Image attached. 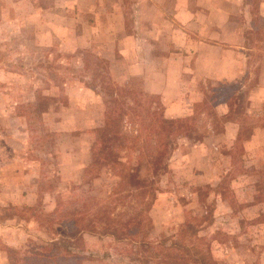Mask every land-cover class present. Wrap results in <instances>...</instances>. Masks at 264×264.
<instances>
[{"label":"rangeland","instance_id":"1","mask_svg":"<svg viewBox=\"0 0 264 264\" xmlns=\"http://www.w3.org/2000/svg\"><path fill=\"white\" fill-rule=\"evenodd\" d=\"M260 1L208 0L202 5L199 0H0V264H48L49 258H40L49 255L44 246L57 242L63 249L67 241L72 245L69 264H165L168 246L173 259L184 257L186 264H196L183 244L206 248L210 264H264V225L257 223L264 221V212L244 207L255 197L252 188L235 191L240 173L252 171L243 167L240 142L250 130L241 131L234 146L221 148L231 153L230 166L221 159V149L207 151L204 157L194 150L207 139L209 125L221 127L214 103L237 92L235 86L216 82L211 86L208 80L206 99L194 106L192 114L176 117L186 122L174 142L168 171L145 176L158 189L147 226L153 246L165 238L160 256L148 257L143 250L141 258L130 240L79 234L65 222L67 210L81 208L85 197H105L115 182L103 166L102 153L96 157L98 166L90 169L95 131L105 111V84L92 74L153 95L142 90L138 64L153 67L155 58L168 95L167 101L159 95L165 116V102L179 89L173 82L179 77L175 66L189 63L192 53L184 48L198 39L196 32L195 39L189 37L185 28L175 31L177 24L184 26L174 17L175 10L191 6L229 11L226 39L233 41L232 29L243 27L244 41L258 49L249 52V63L257 58L264 64ZM250 26L253 31L246 29ZM208 32L210 37H202L214 42L211 37L218 34ZM179 38L183 50L174 54ZM187 82L184 91L189 92L192 84ZM243 91L238 92L240 112L247 106L248 89ZM121 155L133 161L141 155L146 163L136 145ZM216 160L214 169L210 163ZM196 166L200 170L195 171ZM253 172L264 196V169ZM219 195L231 207L218 206ZM73 198L79 202L66 203ZM133 211L120 205L114 213ZM193 231L199 238L191 236Z\"/></svg>","mask_w":264,"mask_h":264},{"label":"trees","instance_id":"2","mask_svg":"<svg viewBox=\"0 0 264 264\" xmlns=\"http://www.w3.org/2000/svg\"><path fill=\"white\" fill-rule=\"evenodd\" d=\"M92 75L105 84L102 95L105 111L103 122L95 131L90 169L98 166L96 157L102 153L103 166L115 178V182L105 197H89L88 199L85 197L82 199L83 201L87 199L84 202L80 200L81 208L67 210L65 222L68 226L78 229L79 234L90 232L99 236L107 235L117 242L130 240L136 249L135 255H139L140 251L144 250L148 252V257L154 256L155 253L156 256H160L159 250L165 238L160 239L157 246H153L147 226L151 220L148 210L158 189L154 182L147 180L145 176L150 171L155 174L168 171L170 153L174 149L177 134L185 126L186 120L165 117L163 104L158 94L145 95L126 85H120L111 78L106 79L101 73ZM91 87L95 88L96 85L93 83ZM198 104L200 103L196 106ZM240 135L239 138H241ZM135 145L138 153L142 151L145 155L144 165L140 159L141 155L136 156V161L121 155L125 150H134ZM143 170L145 174L141 173ZM132 200L136 202L134 205L130 204ZM73 202L79 201L76 198L66 201L67 204ZM120 205H126L134 211L123 216H115L114 212ZM99 222H102V226L97 225ZM191 236L199 238L196 231H193ZM182 246L186 248L185 253L188 255L189 252L196 264L211 263L212 257L206 248L197 244ZM171 247H166L168 251L166 250L164 263L186 264L184 257H181V260L173 259L169 253ZM44 249L49 252V255L40 258H49L48 264H57L61 260L69 264L72 256V245L69 241L63 244V249L57 242L44 246ZM140 256L142 258V254ZM87 258H90V255Z\"/></svg>","mask_w":264,"mask_h":264},{"label":"crops","instance_id":"3","mask_svg":"<svg viewBox=\"0 0 264 264\" xmlns=\"http://www.w3.org/2000/svg\"><path fill=\"white\" fill-rule=\"evenodd\" d=\"M199 1L203 5L208 0ZM224 1L232 2L237 0ZM258 12L264 19V0L259 2ZM174 17L178 22L180 21L181 24H184V26L177 24L180 28H176L175 31L185 28L189 37L195 39L193 35L195 36L196 32L198 39L195 40L194 45L189 44L185 47V43H183L184 50L192 53V56L188 64L182 61L180 65L177 63L175 66L178 69L179 77L174 78L173 82L175 84L178 83L179 89L177 94L171 96V98L169 97L171 99L169 103L165 102V116L176 118L192 114L194 106L206 99L208 92V90L206 91L208 88L206 86L207 80L212 82L211 86H214L215 82L222 83L228 88L235 86L237 92H234V95L230 94L214 103V112L219 117H222L220 129L215 130L213 125H209L210 130L207 139L205 138L204 142L194 146V150L200 152L204 157L207 151L212 153L213 150L219 151L222 147L229 148V146H234L236 141L241 140L242 157L245 159L243 167L252 168V171L243 170L240 173L235 191L241 193L248 188H252L251 193L255 197L252 202L246 203L244 207L264 212V196L261 195L262 191L258 181H255L257 174L253 172L254 168L264 169V64L257 58L252 60L251 63L248 61L249 52L258 49L252 43L244 41L243 27L237 25L232 29L234 33L233 41L226 39L228 18L230 17V12L227 10L215 11L204 7L198 9L188 6L175 10ZM194 23H196V26H192ZM213 24L216 26L214 29ZM246 29L253 31L252 26ZM208 31L218 34L217 37H211L215 40L214 42H209L202 37L204 35L210 37ZM180 41L181 39L179 38L175 46V51L177 52H174V54H178L179 50H183L182 48L180 49V44H182ZM261 44L262 51H264V36ZM153 59L154 66L151 64L153 67L146 65V63L142 64V62L138 64L139 76L142 78V90L146 93L161 95L164 101H167L168 95H166L164 90L166 85L163 86V71L158 67V61L155 58ZM188 71L190 72L189 74H187ZM130 74L128 75L130 76ZM253 77H256V80L252 84L251 80ZM185 78L186 80H181ZM187 81L192 84L189 92L184 91V84L186 87ZM247 89V106L241 113L236 107L237 102L241 101L238 92ZM245 128L250 130L249 134L244 139H240V131ZM220 156L226 166L231 165V153L229 151L224 152L221 149ZM217 161H213L215 162L214 165L210 163V166L216 169V164L219 163ZM200 168L196 166L195 171L200 170ZM252 184L255 186L253 187ZM218 197V206H223L220 204L226 203L227 206L231 207L227 198L223 195ZM257 223L264 225V221Z\"/></svg>","mask_w":264,"mask_h":264}]
</instances>
